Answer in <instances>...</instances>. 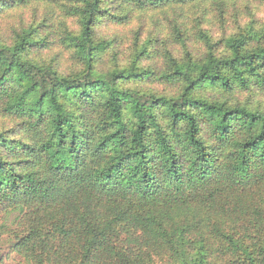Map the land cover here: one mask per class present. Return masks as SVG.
Segmentation results:
<instances>
[{
	"label": "trees",
	"instance_id": "trees-1",
	"mask_svg": "<svg viewBox=\"0 0 264 264\" xmlns=\"http://www.w3.org/2000/svg\"><path fill=\"white\" fill-rule=\"evenodd\" d=\"M16 11L0 264H264V0H0V32Z\"/></svg>",
	"mask_w": 264,
	"mask_h": 264
},
{
	"label": "rangeland",
	"instance_id": "rangeland-1",
	"mask_svg": "<svg viewBox=\"0 0 264 264\" xmlns=\"http://www.w3.org/2000/svg\"><path fill=\"white\" fill-rule=\"evenodd\" d=\"M23 15L22 13L16 11V12H13L12 14H9L8 17L6 19H4V23H3V26L1 27L2 29V32H0L2 35H6L7 34V28L8 27H15L17 25V22H18V19H19V16ZM24 15H26V21L29 19V16H28V13H24ZM9 31V30H8ZM6 254L9 252L8 250L4 251ZM16 260L13 259V257L10 258V260L6 261V264H15Z\"/></svg>",
	"mask_w": 264,
	"mask_h": 264
}]
</instances>
